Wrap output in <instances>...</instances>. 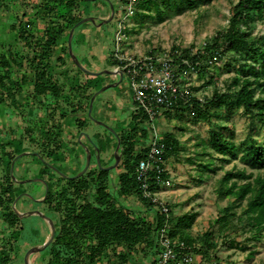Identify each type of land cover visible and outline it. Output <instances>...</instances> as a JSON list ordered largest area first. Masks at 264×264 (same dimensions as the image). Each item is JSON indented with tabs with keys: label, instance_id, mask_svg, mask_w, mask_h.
I'll return each mask as SVG.
<instances>
[{
	"label": "trees",
	"instance_id": "1",
	"mask_svg": "<svg viewBox=\"0 0 264 264\" xmlns=\"http://www.w3.org/2000/svg\"><path fill=\"white\" fill-rule=\"evenodd\" d=\"M0 1L3 4L17 2L16 7L21 12L18 18L16 15L12 18L10 24V28L15 31L20 41L19 47L17 48L12 43H0V103L7 97L9 102L15 104L17 96L25 95L26 100L29 99L31 104H36L37 109L39 108L47 115V102L62 98L64 105H68V113L62 110L60 115L64 117L67 114L76 113L78 110L76 103L71 102L68 95L61 93L65 83H58L55 78L58 73L56 66L63 63V58L59 55L53 58V54L61 38H64L66 42L70 28L83 17L80 15L81 12L85 15L89 13L90 1L37 0L38 2L32 4L29 11L24 6L26 0ZM186 1L189 6H194L196 3L195 0ZM41 10L43 13L40 12ZM263 12L264 0H237L230 9L227 28L208 40L202 50L192 53L190 49H184L178 54L171 53L182 69L193 68L194 71L206 72L208 63L222 58L227 52H232L242 58L239 63V72L243 75L242 78L239 76L233 78V82L238 87L233 93L214 92L211 98L203 101H197L191 96L188 101H178L172 109L167 111L187 110L201 119H208L211 113L207 105L224 103L233 96L234 103L242 107L245 112L258 107V116L264 124V103H261L262 100L264 101L262 99L264 94V34L251 37L241 26L253 19L255 15L261 16ZM62 50L66 52L67 47L64 46ZM148 54H154V52L150 51ZM66 55L69 58L68 53ZM182 59H185L187 63H183ZM77 70L82 72L79 68ZM29 84L31 89L27 87ZM101 84H103L102 78L96 76L83 83L77 82L69 85V93L74 99L77 97L75 89L93 91ZM256 92L259 94L258 97H256ZM87 104L81 107L84 112H86ZM37 113L31 111L30 114L36 116ZM131 116L132 121L126 131L117 134L121 152L118 167L121 170L116 175L114 192L109 190L111 188L110 170L95 166L77 178L62 176L59 172V165L65 161L66 157L58 147L64 144L57 140L54 132L52 133V130L47 127V117L45 118L46 123L41 124L40 145L42 150L37 151L34 157L41 166L38 176L45 178L50 172L48 180L51 181L55 178L52 171L59 175L56 181L48 185L47 195L43 200L55 216L61 217L56 235L49 244L53 247L49 264H75L74 257L82 254H85V260L87 264H90L96 256L104 255L110 245H123L130 250L132 255L137 253L143 245L142 251L148 258V264H156L159 254V231L165 223L170 236L184 240L195 255L201 252L202 256L208 259L209 249L215 246L213 233L212 231L205 232L203 234L204 248L196 250L194 239L188 231L192 225L193 214L175 218L168 207L167 217L159 210V213L156 212L150 220L148 215L136 216L135 211L122 201L127 196L135 195L142 204L149 205L146 210L154 205L142 195L135 177L137 164L147 150L144 140L147 138L148 130L144 123L148 121V117L138 110H134ZM85 119L88 120V116ZM84 124L85 120L79 122L80 127ZM29 131L32 132L30 127ZM209 135L210 146L217 153L223 156L237 155L240 146L226 138L223 133L211 130ZM116 139L114 136L111 141L115 143ZM162 141L165 146L163 158L166 161L168 156L177 152L179 143L171 132L163 134ZM23 142L22 138L15 142L13 153L8 155L10 160L16 154L27 150ZM240 145L243 160L264 168V145H257L253 141L240 143ZM1 148L4 150L3 145ZM98 149L101 150L100 146ZM9 164L10 161L6 163V166L9 167ZM6 177L11 178L9 173ZM160 178L162 181L166 180V171L160 174ZM248 178L250 175L242 170L226 171L219 180L216 190L219 196L246 201L243 214L246 216L247 223L255 228L257 237H260L264 232V175L255 177L253 182L246 181ZM241 180L243 182L239 183ZM159 185L153 177L150 178L149 190L154 192ZM6 191L0 192L1 217L8 227L12 228L17 221V216L10 206L11 198L7 197ZM20 193L21 191H18L15 195ZM231 208L227 206L224 209L225 214L216 222L223 226L227 225ZM13 235L16 240L20 231ZM78 245H89L88 252H81L76 248ZM67 252L68 256H66ZM128 254L129 252L119 253L121 261L118 264H122ZM1 257L3 262H7L8 259L4 252L1 253Z\"/></svg>",
	"mask_w": 264,
	"mask_h": 264
},
{
	"label": "rangeland",
	"instance_id": "2",
	"mask_svg": "<svg viewBox=\"0 0 264 264\" xmlns=\"http://www.w3.org/2000/svg\"><path fill=\"white\" fill-rule=\"evenodd\" d=\"M29 1L30 4L26 5L27 11L31 9L32 4L38 2L37 0ZM110 1L116 6L119 0ZM195 1L194 6H189L186 0H136L134 13L127 21L126 38L122 44L123 52L147 55L150 51L171 54L184 49H190L192 53L202 50L208 40L227 28L230 9L237 0ZM40 12L43 13L42 10ZM14 16V12L11 13L9 9L3 13L0 12V36L5 32L6 36L11 37V31H7L3 24L6 19L10 21ZM19 16L20 13L17 14V18ZM241 26L251 37L264 34V12L261 16L255 15L253 19ZM108 28L110 38L114 36V26L108 24ZM241 61L242 58L237 54L227 52L222 58L208 63L206 72L196 70L185 73L182 79L188 84L192 96L197 101L211 98L214 92L233 93L238 88L233 78L236 76L242 78L243 75L239 72ZM81 62L86 65L84 61L81 60ZM108 66L109 69H115L117 66L112 57L109 59ZM126 82L127 79L124 76L122 84L127 85ZM258 96L256 92V97ZM6 100L10 101L7 97ZM261 103L263 104L264 101L262 100ZM207 108L211 113L208 119H201L187 110L175 109L156 118L154 125L157 132L161 135L173 133L179 145L177 152L168 156L165 161L167 178L154 191V197L157 201L165 203L175 218L193 214L192 225L188 231L194 239L196 250L204 248L203 234L212 231L215 246L209 249L208 259H205L201 252H197L194 264H264V232L257 237L255 228L247 223L246 216L243 214L246 201L219 196L216 190L219 180L226 171L242 170L250 175L246 181L252 182L255 177L264 175V168L252 165L241 158L243 151L240 145V143L251 141L257 145H264V124L258 116L259 108L254 107L251 111L245 112L242 107L234 103L233 96L224 103L207 105ZM19 111L25 114L26 108H20ZM94 116L95 113L92 110L91 117L95 119ZM90 122L111 139L115 136L112 130L116 131L121 127V122L114 120H110L107 124L112 130L103 128L92 120ZM34 125V120L28 122V126L34 127ZM22 126L26 132L25 145L31 150L41 149L37 145L38 141L31 139L28 126L26 124ZM211 130L223 133L226 138L238 144L240 147L237 155L223 156L217 153L209 143ZM112 146L110 145L108 151L110 155L114 151ZM26 158L28 156H22L20 159ZM92 164L94 165L93 162ZM50 166L55 168L53 165ZM83 166L77 167V172ZM114 170L111 169L109 172V177L112 179L109 189L111 192L115 191L114 176L121 169L117 166ZM35 172L32 168V173ZM52 172L55 177L59 176L56 172ZM16 176L18 175L14 171L15 180ZM4 178L8 179L6 176ZM28 178L25 177V179ZM44 180L47 186L50 185L48 178ZM241 182L243 181H239ZM33 186H40L44 196L45 184L42 181H26L21 184V189L28 195V200L32 197ZM122 201L135 211L136 216L148 215L152 220L153 215L156 212L159 213V207L156 204L146 210L149 205L142 204L135 195L127 196ZM38 205L40 203L36 204ZM227 206L232 208L228 213V223L223 226L216 220L225 214L224 209ZM231 212L234 214L231 215ZM29 234L27 232V235ZM27 235L23 238L24 241L27 240ZM137 255L143 256V251H138Z\"/></svg>",
	"mask_w": 264,
	"mask_h": 264
},
{
	"label": "crops",
	"instance_id": "3",
	"mask_svg": "<svg viewBox=\"0 0 264 264\" xmlns=\"http://www.w3.org/2000/svg\"><path fill=\"white\" fill-rule=\"evenodd\" d=\"M89 1V13L85 15L81 12L80 15L83 17L91 16L93 17V20L86 21L74 29L71 38L72 52L79 62L90 71L97 72L104 70H115L109 69L108 66L109 59L111 57L110 54L114 46V36L112 35L110 38L108 37V24L114 26V19L112 18L111 20H108L110 17L109 4L106 0ZM34 2L36 1L34 0ZM16 3L17 2L12 1L9 4H3L0 1V12L3 13L5 10L9 9L11 13L14 12L17 16V14L21 12H19L17 9ZM29 4V0L24 1V6ZM115 7L116 6H114V9ZM7 17H9V15H7ZM11 23L12 20L8 21L6 19L5 23L3 24L7 31H11V37L9 38L6 36L5 32L2 33L0 36V43H12L18 48L20 41L18 40L15 31L10 28ZM64 40V38H61L59 45L56 46L53 54V58H56L58 55L63 58V63H59L56 66L58 73L55 78L57 79L58 83H65L61 93L63 95H68V97H70V101L76 103V107L78 108L76 113L67 114L64 117L60 115L62 110L66 112L68 111V105H64L62 98L58 100L52 99L50 102H47V115L45 112L39 110V108L37 109L36 104H31L29 99L26 100L25 95H22L23 97L20 95L17 96V102L15 104L7 100H4L0 103V192L7 190L6 195L7 197L11 198L10 206L17 216V221L14 227L10 228L1 217L0 210V264H22L20 257L24 249L31 244L39 243L48 239L51 229V218L49 216L42 217L29 212L30 210H37L53 214L51 211L52 209L47 208V205L43 203L44 196L41 187H32L33 194L30 200H28V195L25 194V192H22L21 189V184L27 181L25 177H29L28 179L39 177L38 173L41 170V166L36 162L34 157L37 155V151L42 150V148L31 150L27 145H25L24 136L26 132L22 125L26 124L28 126V122L34 120V127L28 126V128L30 127V129H32V132L29 134L31 139L38 141V147H41L40 126L47 117V127L52 130V133L54 132L57 140L63 142L64 144L63 146L58 147L60 152H62L66 157L65 161L61 162L59 165V172H62L66 175H74L73 173L77 170V167H82L86 161L84 143L88 146L92 156V161L89 168H95V166L98 167L95 160L96 155L99 156L102 166L110 165V163L114 161L113 152L110 155L108 151L110 145H113L112 147H114L116 142L113 143L111 141L112 139L108 135H106L100 129L95 128L90 122L91 120L108 130H110V127L107 124L110 122V120L121 122V127L115 131L117 134L126 131L132 121L131 115L135 110L134 103L132 100V92L129 82H126L127 85L122 84L124 76L122 77L120 83L100 91L95 96L91 109V111L94 110L95 120L88 116L87 109L86 112H84L81 108L88 103L89 96L92 91H84V89L77 88L74 90L77 97L72 99V95L69 93V85L77 82L83 83L84 81L96 76H100L102 78V83L104 84L114 83L119 80V74L102 72L98 75H91L83 71L79 72L75 64L71 61L70 57H67L66 53H68V51L66 50V52H64L62 50L64 46L67 47V40L66 42ZM81 60L84 61L86 65H84ZM27 87L30 89L31 85L29 84ZM20 108H26L25 114L19 111ZM7 109H9V111ZM31 111L37 113V115L35 116L30 114ZM86 116L89 117L88 120L85 119ZM8 119H10V121ZM84 120L85 124L80 127L79 122ZM98 121L102 122L104 125L100 124ZM144 126L146 127V123H144ZM21 138L24 141L23 146H25L27 150L16 154V156L10 160L8 155L13 153L12 151L14 149L15 142ZM146 139L144 140V143H146ZM1 145L4 146V150H2ZM98 146H100L101 150L98 149ZM5 153L8 154L6 155ZM22 156H28V158L20 159ZM8 161H10V164L13 162L12 172L10 164L9 167L6 166ZM47 161L45 162L48 164ZM32 168L37 172V174L36 172L32 173ZM114 169L116 170V168ZM14 171H16L18 175L16 176V180L13 177ZM7 173H10V179L4 178ZM27 174H30V176ZM50 174V172L47 173L45 178H48ZM56 179L57 177H55L50 182L52 183L56 181ZM114 180L115 181L113 184L115 188L116 175L114 176ZM111 181L112 179L109 180V184ZM18 191H21V193L16 196L15 193ZM37 203H40V205L36 206ZM53 216L57 221V224H60L59 221L61 217L59 218L54 214ZM19 231V237L14 240L13 234ZM27 232L30 233L29 235L31 236L27 235ZM25 235H27L26 241L23 239ZM76 248L81 252L86 253L88 252L89 245H78ZM142 248L143 245L138 249V251H142ZM52 250L53 247L50 245L34 249L26 256L27 264H49L52 256ZM2 252H4V255L7 257V262L2 261ZM121 252H129L126 257L127 259L122 264H148V260L146 261L147 256L144 254V252L143 256H138L137 253L132 255L130 250L123 245L108 246L105 254L102 256H96L93 262L90 264H118L121 261L119 259V253ZM66 256H68V252ZM74 259L75 264H87V260H85V254L78 256L76 255Z\"/></svg>",
	"mask_w": 264,
	"mask_h": 264
},
{
	"label": "built area",
	"instance_id": "4",
	"mask_svg": "<svg viewBox=\"0 0 264 264\" xmlns=\"http://www.w3.org/2000/svg\"><path fill=\"white\" fill-rule=\"evenodd\" d=\"M135 3L136 0H119L115 7L114 46L110 55L117 63L115 69L121 71L129 82L134 109L148 117V136L145 143L147 150L137 164L136 180L142 195L156 204L160 212L167 217L169 208L165 203L157 201L155 192L149 190L150 178L153 177L161 184L163 181L160 174L165 171V146L162 135L157 132L154 124L157 117L172 109L178 101L190 99L192 93L182 76L194 70L182 69L170 53L133 55L123 52L127 21L134 13ZM182 62L187 63L185 59H182ZM158 244L156 264H194L195 254L184 240L167 233L166 223L159 231Z\"/></svg>",
	"mask_w": 264,
	"mask_h": 264
},
{
	"label": "water",
	"instance_id": "5",
	"mask_svg": "<svg viewBox=\"0 0 264 264\" xmlns=\"http://www.w3.org/2000/svg\"><path fill=\"white\" fill-rule=\"evenodd\" d=\"M106 1L108 2L109 9H110V17H109L108 20H111L113 18L115 9H114V6H113V4H112V2L110 0H106ZM92 20H93V17H91V16L83 17L79 21H77L70 28V30L68 32V37H67V51H68V55H69L71 61L75 64V66L77 68H79L81 71L85 72V73H88V74H91V75H98V74H100L102 72H105V73H118L119 74V80L117 82H114V83H107V84H104L103 83L99 87L95 88L92 91V93L89 96L88 106H87V114H88L89 117H91V109H92V106H93L94 98L97 95V93H99L100 91H102L104 89L113 87L116 84L120 83L121 80H122V77H123V73L121 71H119V70H116V69L115 70L97 71V72L90 71V70L86 69L79 62V60L76 58V56L73 54V52H72V46H71V38H72V34H73L74 29L77 26H79L80 24H82V23H84L86 21H92ZM93 120H95V119H93ZM98 122L100 124L104 125L102 122H100V121H98ZM109 129L112 130L111 128H109ZM112 132L115 134V136L117 138L116 144L114 146V151H113L114 161L110 165L102 166L101 163H100L99 156L96 155L95 160H96V163H97V165H98V167L100 169L111 170V169L116 168L118 166V164L120 163V159H121L120 140H119V137H118L117 133L115 131H113V130H112ZM94 147H96V146H94ZM84 149L86 151V161H85V164H84L83 168L79 172H77L76 174H74V175H66V174L60 172L64 177H66V178H72V179L73 178H77V177L81 176L82 174H84L89 169V167L91 165V161H92V156H91V153H90V150H89L88 146L85 143H84ZM12 167H13V162L11 163V172H12ZM29 180L42 181L45 184V193H44V198H45L46 195H47V191H48V186H47V183L45 182V180L43 178H40V177L32 178V179H27V181H29ZM29 212H31L33 214H37V215L42 216V217L43 216H45V217L49 216L51 218V229H50V235H49L48 239H46L45 241L39 242V243L31 244V245L27 246L24 249V251H23V253H22L21 257H20V261H21L22 264H27L26 256H27V254L29 252L33 251L34 249L40 248V247H46L47 245H49L51 243V241L53 240V238L56 235L57 227H58L57 221L55 220L53 214L48 213V212L37 211V210H30Z\"/></svg>",
	"mask_w": 264,
	"mask_h": 264
}]
</instances>
